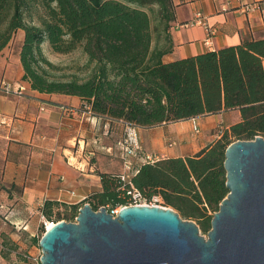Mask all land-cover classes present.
Here are the masks:
<instances>
[{"label": "trees", "instance_id": "16d2710c", "mask_svg": "<svg viewBox=\"0 0 264 264\" xmlns=\"http://www.w3.org/2000/svg\"><path fill=\"white\" fill-rule=\"evenodd\" d=\"M35 8L43 10L38 22L27 18ZM155 13L168 27L171 0H0V51L22 31L20 58L32 88L85 98L93 114L112 126L153 127L239 110L240 119L197 155L145 160L131 177L148 200L162 198L180 214L201 220L208 232L229 192L227 147L264 137V37L165 61L167 43L153 45ZM45 43L58 53L81 48L94 63L89 76L58 78ZM103 180L109 211L130 203L121 173ZM54 207L47 201L44 217L52 218Z\"/></svg>", "mask_w": 264, "mask_h": 264}, {"label": "crops", "instance_id": "0c3cea01", "mask_svg": "<svg viewBox=\"0 0 264 264\" xmlns=\"http://www.w3.org/2000/svg\"><path fill=\"white\" fill-rule=\"evenodd\" d=\"M171 2L173 17L170 25L164 26L169 32L165 61L264 37V0ZM250 3L256 8L245 11L243 6ZM199 12L208 28L187 25ZM208 29L212 46L204 41ZM21 45L9 43L0 51V78L23 87L21 93L0 91V116L9 118L8 124H0V205L18 212L21 207L43 215L47 201L54 202L55 210H68L71 216L78 215L86 202L108 205L103 177L124 172L118 141L128 132L142 153L132 159L134 172L147 154L156 157L154 161L195 156L220 138L213 130L221 115H231L227 127L240 119L239 110H228L153 127L122 122L112 126L86 110L85 98L33 89L24 79ZM195 122L201 130L195 136L191 132L190 137L187 132Z\"/></svg>", "mask_w": 264, "mask_h": 264}, {"label": "water", "instance_id": "95a60500", "mask_svg": "<svg viewBox=\"0 0 264 264\" xmlns=\"http://www.w3.org/2000/svg\"><path fill=\"white\" fill-rule=\"evenodd\" d=\"M227 196L208 236L160 205H126L117 215L86 202L75 221L42 235L41 264H264V137L226 149Z\"/></svg>", "mask_w": 264, "mask_h": 264}, {"label": "rangeland", "instance_id": "374dc122", "mask_svg": "<svg viewBox=\"0 0 264 264\" xmlns=\"http://www.w3.org/2000/svg\"><path fill=\"white\" fill-rule=\"evenodd\" d=\"M42 13L43 10L35 8L32 15L28 14L27 18L38 22V18ZM152 17L155 45L156 43H160L161 45L169 43V32L164 28L165 25L161 16L158 15V13H155L152 14ZM172 26H174V24L170 27L172 28ZM21 35H23L22 31L20 32V35H15V38L11 43H22ZM43 48L47 57L58 66L55 70V74L60 79H71L76 77L83 80L89 76L93 69L94 63H90L88 56L81 48L69 53L54 52L48 43H45ZM230 116V114L221 115L220 122L215 123L213 133L216 132L221 136L222 129L227 127L229 122L227 119ZM198 125L200 127V124ZM191 132H193L194 136L197 134L194 132V126L191 131L187 132V135L190 137L192 135ZM154 202L164 207L173 208L179 213L177 209L166 203L160 197L154 200ZM15 212V209L0 207V264H41V247L39 243L34 241V238L39 239L42 237L43 231L46 229L45 221H47V223H55L62 219L68 220L71 213L63 208L57 209L53 213L52 218L49 219L40 213L35 211L31 212L30 210L21 207L19 212ZM210 213L213 214L212 211ZM180 215L186 220L196 222L200 227V233L206 237L208 236V232H204L201 228V220L192 216Z\"/></svg>", "mask_w": 264, "mask_h": 264}, {"label": "built area", "instance_id": "2783aa9c", "mask_svg": "<svg viewBox=\"0 0 264 264\" xmlns=\"http://www.w3.org/2000/svg\"><path fill=\"white\" fill-rule=\"evenodd\" d=\"M255 8H256V5L253 3L246 4L243 6V9L245 11H251V10H254ZM195 24H200V25H203L206 28H208V25H207L206 21L203 19L202 14L200 12L197 13L196 19L194 21L188 23L187 25H195ZM211 37H212V31H211V29H208L207 34H206V38L204 40L205 44L207 46H212ZM22 89H23V87L19 82H16V81H13V80H10L7 78H0V91L11 94V93H21ZM85 108L90 113H93V110H92V107L90 104H88V103L85 104ZM8 121H9L8 117H6L4 115L0 116V124L1 125L8 124ZM194 132L195 133L200 132V127L197 124V122H195V124H194ZM118 145L122 150V156L124 159V166H125L124 172L121 173V178L125 183L129 184V187L127 188L126 191L130 197V203L127 205H142V204L158 205L154 202V200L159 198L158 196H155L152 200H148L144 196L142 191L140 189H138L137 187H135V185L133 184V182L131 180L133 173L137 171L136 170L133 172L131 170L132 164H133L132 159L141 157L140 155L142 154L138 150V147L136 146V144L134 142L133 136L128 132L124 138H122L121 140L118 141ZM145 158L147 161H154L156 157L147 154L145 156ZM123 206H126V205H120V206L112 209L110 212L113 215H117ZM49 223H47V221H45L46 229L49 228Z\"/></svg>", "mask_w": 264, "mask_h": 264}, {"label": "bare ground", "instance_id": "6f19581e", "mask_svg": "<svg viewBox=\"0 0 264 264\" xmlns=\"http://www.w3.org/2000/svg\"><path fill=\"white\" fill-rule=\"evenodd\" d=\"M53 224H54L53 222H50V223H49V227L53 226Z\"/></svg>", "mask_w": 264, "mask_h": 264}]
</instances>
